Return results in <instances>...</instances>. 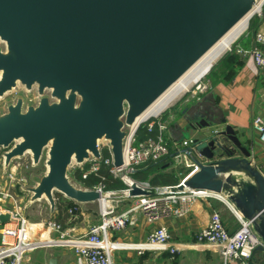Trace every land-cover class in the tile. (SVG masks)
I'll list each match as a JSON object with an SVG mask.
<instances>
[{
	"label": "water",
	"instance_id": "water-1",
	"mask_svg": "<svg viewBox=\"0 0 264 264\" xmlns=\"http://www.w3.org/2000/svg\"><path fill=\"white\" fill-rule=\"evenodd\" d=\"M257 1L0 0V97L18 86L37 91L35 101L17 95L0 112L2 172L15 157L28 153L34 165L45 154V171L20 186L25 206L44 198L53 212L61 193L78 207L97 203L99 213L100 193L69 167L100 160L103 143L122 165L137 116ZM224 121L188 123L208 128L193 137L198 170L168 188L225 193L264 241V177L234 128L214 127Z\"/></svg>",
	"mask_w": 264,
	"mask_h": 264
},
{
	"label": "built area",
	"instance_id": "built-area-1",
	"mask_svg": "<svg viewBox=\"0 0 264 264\" xmlns=\"http://www.w3.org/2000/svg\"><path fill=\"white\" fill-rule=\"evenodd\" d=\"M263 3L264 0H262ZM234 42L227 50L233 47ZM235 50L243 57H250L259 69L264 70V27H258L255 30L254 41L250 47L237 46ZM209 88L210 82L204 77L192 84L183 95L188 99L192 97L198 99L200 94ZM157 115L143 120L129 132L124 145L122 165L116 167L112 164L111 154L106 144L108 154L102 156L100 160L89 159L82 164L74 165L78 175L84 178L95 172L102 162L110 164L109 170L112 175L125 183L123 187L118 188H106L105 183L101 181L90 185L100 193V216L98 221L88 222L86 229L82 232H71L68 227L50 217L40 221L48 230V239L41 238V231L27 228V218L22 209L16 205L19 193L13 188L15 185L18 187L24 185L26 178L22 171L28 164L31 165V159L28 153L23 155V159H12L5 175L10 181L14 180L16 183H9L7 187L0 185V216L8 214L7 219L0 218V223H3L0 226V264H21L30 251L46 245L69 248L75 254L76 264H114L113 253L123 248H135L138 252L165 249L175 251L177 247L171 245V234L165 223L159 222L152 226L144 239L135 242L122 241L114 235V232L118 230L137 224L138 215H141L146 223H154L162 218L186 215L197 199L221 200L209 189L186 187L183 190L170 191L168 185H154L158 187V192L155 194H129L130 185L133 182L142 188L150 186L146 180H138L132 176L141 164L149 160L156 161L171 153L172 148L164 136L165 125L156 123L154 120ZM251 123L258 140L264 144V118L255 114ZM140 124L146 125L148 132L141 138L136 133ZM179 147L178 153L182 155L183 162L188 167L184 176H188L198 170V164L194 162L197 153L193 145V137L182 139ZM258 168L264 177V166ZM105 196L109 198V203H104L102 200ZM131 198L134 202H127ZM121 201L129 204L125 208L116 210ZM227 206L238 223L237 228L230 231L219 210L212 208L206 223L196 231L195 240L209 245L217 252L219 260L216 264H250L254 250L264 248V241L255 230L251 219L245 217L234 202L231 201V207ZM66 207L68 219L84 215L73 203ZM27 229H29L28 232Z\"/></svg>",
	"mask_w": 264,
	"mask_h": 264
},
{
	"label": "crops",
	"instance_id": "crops-1",
	"mask_svg": "<svg viewBox=\"0 0 264 264\" xmlns=\"http://www.w3.org/2000/svg\"><path fill=\"white\" fill-rule=\"evenodd\" d=\"M258 27H264V22ZM254 32L243 33L244 35L242 34V37L240 36L234 42L233 49L229 51L228 55L218 59L213 64L214 67L205 76V79L210 82V88L201 93L198 99L195 97L188 99L182 95L154 118L156 123L165 125L164 136L172 148V159L168 162L170 164L167 165L166 169L175 166L177 160L183 161L182 155L178 153L179 143L182 139L201 137L208 131L206 126L193 129L189 127L188 123L197 124L201 119L205 120L211 117L218 120L224 118V122L218 123L214 127L222 128L225 123L230 124L242 144L252 149L253 163L257 167L264 166V144L258 140L257 133L253 130L251 123L255 114L264 118V70L259 69L250 57H243L235 50L237 46L250 47L254 41ZM187 171L188 167L183 162L181 170L176 171L175 174L180 177L185 175ZM216 202L215 199L211 198L197 199L186 215L162 218L154 223L144 221L145 230L141 229L139 240L145 238L152 226L159 222L165 223L169 228L171 237L176 238L170 240L171 245L177 247L176 250L173 252L169 249L153 250L158 256L153 259V262H150L147 255L151 250H145L148 252L141 258L140 254L144 251L138 252L135 248H123L113 253L114 264H216L219 260L217 252L209 245L195 240L196 231L206 223L211 209L215 208ZM57 203L61 204L59 201ZM71 203L72 201L69 203L64 201L61 204L63 205L62 208L57 206L66 214L63 221L56 218L59 214L57 207L53 212L51 211L49 217L61 222L71 232H82L86 229L85 224H81L85 220L86 211L83 207H79L84 215L68 219L66 206ZM29 222L38 225L37 228L35 227V231H41L42 239L49 238L48 230L40 221L29 220ZM226 225L230 231L238 226L232 212ZM121 250L126 251L123 254L127 259L132 255V260L135 255L132 252L136 250V258L133 262L120 260L122 258ZM51 257L56 259V264H76L75 254L69 248L60 245H46L36 248L27 254L21 264H48ZM250 264H264L263 248L254 250Z\"/></svg>",
	"mask_w": 264,
	"mask_h": 264
},
{
	"label": "rangeland",
	"instance_id": "rangeland-1",
	"mask_svg": "<svg viewBox=\"0 0 264 264\" xmlns=\"http://www.w3.org/2000/svg\"><path fill=\"white\" fill-rule=\"evenodd\" d=\"M260 16H262V10L260 12H258V13H255L254 15H252L250 21H252V20L255 21ZM250 21H249V23H250ZM263 21H264V19H263ZM263 21H261V23H263ZM248 31H251L250 30V27H249V24H248L247 28L243 31V33L245 34ZM242 34H241V37H242ZM239 37H240V35H239ZM218 59H216L214 61V63ZM213 64H212V66H213ZM206 73L201 78L204 79V77L207 75ZM17 95H21L25 99H30L31 98V100H33V101H35L37 99V91H36L35 88L27 91V90H25L23 88V86H18L15 89H13V90L7 92L6 94H4L2 97H0V112L3 111V110H5L7 103L10 102ZM105 149L106 148H105V143H104V144H102V152ZM2 150H3V148L0 146V174H1L0 175V185H4L5 187H7V185H9V183H12V182H15L16 183V181H14V180L13 181H10L8 179V177L5 175V173L8 171L7 169H6V171L4 173H2V166H3V163H2V155H1ZM23 158H24V156H21V158L20 157H15V158H13V160L23 159ZM74 165L75 164H72L69 167V171L71 173L74 172V174L76 176L75 178L82 180L81 177L78 175V171L77 170L75 171ZM181 165H183V161L177 160L176 163H175V166H172L170 168V170L173 173H176V171L178 172L179 170H181ZM45 168H46V165H45V154H43L40 157L39 161L36 164H34V165H32V164L29 165L28 164V166L22 171L23 174L25 175V178H26L24 185L25 186L33 185L36 182V180L39 178V176L45 171ZM124 185H125V183H124ZM13 189H14L15 192L17 191L19 193V195L16 198V200H17L16 205L18 207H20V209H22V211H23V213H24V215H25V217L27 219L33 220V221H42V220H46V219L49 218V215H50L51 211L49 209V204L47 203V201L44 198L43 199H40V200H35V201L31 202L30 204H27V206H25V204L27 202V199H28V196H29V192L28 191H25V190H20V187H18L16 185H15V187ZM55 196H56L57 201L60 200V203L61 204H63V202L66 201V199H68L65 196H63L61 193H59V194L56 193ZM215 196H217V197H219L221 199H224L225 198L224 196H220V195H215ZM20 198H21V200H19ZM133 198H131V200L130 201H127V202L133 203L134 202ZM211 199H215V198H211ZM8 201L9 200H7V202ZM215 201H217L216 204H215V209H218L219 210V212L221 213V217L225 221V223L226 222H229V220L231 218V211H230V209L228 208V206L224 202H222V200L215 199ZM10 202H12V201H10ZM129 203H125L124 201H121L119 203V206L116 208V210H120L122 208H125ZM61 204L57 203V206H59L60 208H62L63 205H61ZM84 210L86 211V213H85L86 214L85 215V220L82 221L81 224L84 223L85 224L84 226H87L86 224L88 222L98 221V218H99L100 215L97 212L98 211L97 203H92L91 206H89L88 208H84ZM59 211L60 210L58 208V212ZM60 214L62 215V216H60L61 217L60 219H61V221H63V218H65V215L62 214V213H60ZM144 221L145 220H142L141 215H138L137 224L131 225V227H127V228H123L121 230H118V231L114 232V235H116V237L118 239H121L122 241H130V242L138 241L140 239V231H141V229L145 230ZM2 224L3 223L1 222L0 223V226ZM36 226H38V225H35V224L32 223V229H33V231H34V229H35ZM33 233H35V232H33ZM171 239L174 240L176 238L175 237H170V240ZM120 252H122V254H121L122 258H120V260H127L128 262H133V260L136 258V255H137L136 254L137 251L134 250L132 253H134L135 255L133 256V260H132L131 259L132 258L131 257L132 255H130L129 259H127L124 256L123 253H126L125 250H121ZM155 254H157V253L156 252H153V251L148 252V255H147V257L149 258L148 261L153 262L154 261L153 259L158 256V255H155Z\"/></svg>",
	"mask_w": 264,
	"mask_h": 264
},
{
	"label": "bare ground",
	"instance_id": "bare-ground-1",
	"mask_svg": "<svg viewBox=\"0 0 264 264\" xmlns=\"http://www.w3.org/2000/svg\"><path fill=\"white\" fill-rule=\"evenodd\" d=\"M262 0H258L256 4L245 15L239 18L210 48H208L186 71H184L158 98H156L140 115L137 116L135 123L146 120L151 116L159 114L168 105L173 103L177 98L181 97L183 93L192 86L196 81L206 73L211 64L218 59L231 44L243 33L247 28L249 21L255 13L261 11ZM7 93V92H6ZM140 122V123H141ZM104 144V143H103ZM28 152V150H27ZM130 179L131 178H127ZM211 191V190H210ZM214 195L224 196L221 199L226 205L231 207V201L223 192H215ZM155 194V193H154ZM217 197V196H216ZM219 198V197H218ZM104 203H109V198L104 197ZM27 228L32 229V224L29 219H26ZM29 229H27L28 232Z\"/></svg>",
	"mask_w": 264,
	"mask_h": 264
},
{
	"label": "trees",
	"instance_id": "trees-1",
	"mask_svg": "<svg viewBox=\"0 0 264 264\" xmlns=\"http://www.w3.org/2000/svg\"><path fill=\"white\" fill-rule=\"evenodd\" d=\"M261 10H262V16L258 17L255 21L254 20L250 21V23H249V27H250L251 31H255L257 29V27L259 26V24L261 23V21H263V19H264V3L261 6ZM232 49H233V47H231V49L224 52L223 55L219 58V60L222 59L223 57H225L226 55H228L229 51H231ZM213 67L214 66H211V68L208 70L209 72H207V73H210V71L212 70ZM136 133H137V136L139 138L145 136L148 133L146 130V125L140 124L137 128ZM107 154H108V151H107V149H105L103 151V156H105ZM171 158H172L171 153H168L167 155H165L164 157H162L156 161H152V160L146 161L143 164H141V166L138 167L132 173V176L138 180H146L150 185L175 184L184 175H181L179 177L175 173H173L170 169H166L167 165H169L168 162L170 161ZM109 168H110V164H106V163L102 162L95 172H92V173L88 174L86 177L81 178V179L84 183H86L88 185H93V184L97 183L98 181H101V182L105 183L106 188L122 187L124 185L123 181L121 179H119L118 177L113 176L112 173L110 172ZM65 202L69 203L71 201L69 199H66ZM59 210L61 212L60 211L58 212L59 214L57 215L58 217H56L57 219L61 218L60 216H62V215L60 213H62L66 216V214L62 212L63 211L62 209L59 208ZM147 252L148 251H144V253L140 254L141 258L143 256H145Z\"/></svg>",
	"mask_w": 264,
	"mask_h": 264
}]
</instances>
